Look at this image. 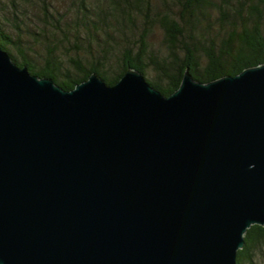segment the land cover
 Listing matches in <instances>:
<instances>
[{"label": "water", "instance_id": "1", "mask_svg": "<svg viewBox=\"0 0 264 264\" xmlns=\"http://www.w3.org/2000/svg\"><path fill=\"white\" fill-rule=\"evenodd\" d=\"M264 225V63L163 94L72 89L0 46V264H238Z\"/></svg>", "mask_w": 264, "mask_h": 264}, {"label": "trees", "instance_id": "2", "mask_svg": "<svg viewBox=\"0 0 264 264\" xmlns=\"http://www.w3.org/2000/svg\"><path fill=\"white\" fill-rule=\"evenodd\" d=\"M21 1L0 8V46L66 89L92 73L113 85L135 67L170 95L187 68L207 82L264 63V0H67L63 10ZM21 3L40 9L25 30ZM237 262L264 264V225L248 229Z\"/></svg>", "mask_w": 264, "mask_h": 264}, {"label": "rangeland", "instance_id": "3", "mask_svg": "<svg viewBox=\"0 0 264 264\" xmlns=\"http://www.w3.org/2000/svg\"><path fill=\"white\" fill-rule=\"evenodd\" d=\"M66 1L67 0H52L53 5L58 10L65 9L64 7L68 4V2H66ZM1 2H3V4H2V6L0 8H1V10H4L7 7L8 0H1ZM21 4H22L21 5L22 6L21 7L22 9H25L26 8V11H24V12L27 13V14H24V13L22 14V21L19 22L18 24H20V26H22L24 28V30H25L26 28H28V26H31L32 25L31 24V17L34 18V16H36L37 10H36V8L31 7V5L29 7L26 4H24V3H21ZM39 12H40V9L38 10L37 13H39ZM6 27L8 28V31L9 32H12L13 34L16 33V24L15 23L9 21V24L6 25Z\"/></svg>", "mask_w": 264, "mask_h": 264}]
</instances>
